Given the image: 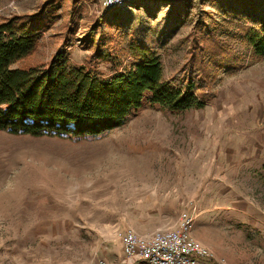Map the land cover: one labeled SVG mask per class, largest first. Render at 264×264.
<instances>
[{
    "label": "rangeland",
    "instance_id": "374dc122",
    "mask_svg": "<svg viewBox=\"0 0 264 264\" xmlns=\"http://www.w3.org/2000/svg\"><path fill=\"white\" fill-rule=\"evenodd\" d=\"M102 1L0 0V21L55 4L40 18L49 22L30 64L58 51L81 64L91 53L87 32L112 12ZM227 1L131 0L116 8L124 35L107 32L118 58L93 63L104 77L122 71L130 58L118 49L136 28L161 56L165 79L208 94L202 108L143 107L83 140L0 130V264H146L124 256L121 235L175 231L186 219L211 254L204 264H264V58L220 30L201 33L215 30ZM192 37L201 44L196 60L218 53L221 68L204 64L211 80L186 62ZM234 55L240 61L230 68Z\"/></svg>",
    "mask_w": 264,
    "mask_h": 264
},
{
    "label": "trees",
    "instance_id": "16d2710c",
    "mask_svg": "<svg viewBox=\"0 0 264 264\" xmlns=\"http://www.w3.org/2000/svg\"><path fill=\"white\" fill-rule=\"evenodd\" d=\"M54 8L55 4H52L45 9L47 12L52 10L53 14ZM116 8L120 7L108 8L112 9L110 15L104 16L87 32L84 46L91 49V53L81 64L72 63L66 51L54 53L46 63L30 64V57L43 35L41 26L49 22L40 19L45 10L0 21L1 131L76 140L100 138L104 133L120 128L143 107L182 112L204 106L209 96L206 92L197 93L194 82H174L163 77L161 56L138 39L136 28L128 32L132 37L126 46L118 49L130 58L122 71L104 77L95 68L93 63L96 61L110 62L118 58V53L109 46L113 37L107 33L115 30L118 37L124 35L122 27L115 23L119 14ZM219 9L223 18L222 21L214 20V31H203L204 24H198L202 35L206 39L214 38L212 33L220 30V34L230 36L232 41L246 47L251 58L263 59L264 0H228ZM97 29H100L98 36ZM198 38L192 37L193 50L186 62L204 74L201 78L204 82L212 76L207 70L203 72L204 64L217 69L219 57L216 53L217 58H211L216 54L209 56L204 51L196 60L194 45L198 50L201 46ZM235 55L228 64L230 68L240 61Z\"/></svg>",
    "mask_w": 264,
    "mask_h": 264
},
{
    "label": "built area",
    "instance_id": "2783aa9c",
    "mask_svg": "<svg viewBox=\"0 0 264 264\" xmlns=\"http://www.w3.org/2000/svg\"><path fill=\"white\" fill-rule=\"evenodd\" d=\"M105 8L122 7L131 0H103ZM190 219H186L178 230H156L140 235L132 230L122 236L125 257L142 260L146 264H204L209 260V250L189 236Z\"/></svg>",
    "mask_w": 264,
    "mask_h": 264
},
{
    "label": "bare ground",
    "instance_id": "6f19581e",
    "mask_svg": "<svg viewBox=\"0 0 264 264\" xmlns=\"http://www.w3.org/2000/svg\"><path fill=\"white\" fill-rule=\"evenodd\" d=\"M144 131H145V130H144ZM146 131H147V130H146ZM132 135H133V134H132ZM118 150H119V149H118ZM118 150H116V151H118ZM120 150H121V148H120ZM121 152H122V151H121ZM119 153H120V152H119ZM113 154H114V153H113ZM123 154H124V153L122 152V156H123ZM125 154H126V153H125ZM115 155H116V154H115ZM129 155H130V154H129ZM124 156H125V155H124ZM124 156H123V157H124ZM131 156H132V155H131ZM134 157L137 158V156H134ZM124 159H125V158H124ZM131 159H132V158H131ZM126 160H127V159H126ZM124 163H125V162H124ZM126 164H127V163H126ZM123 165H125V164H123ZM125 166H126V165H125ZM142 168H143V167H142ZM148 175H149V174H148Z\"/></svg>",
    "mask_w": 264,
    "mask_h": 264
},
{
    "label": "crops",
    "instance_id": "0c3cea01",
    "mask_svg": "<svg viewBox=\"0 0 264 264\" xmlns=\"http://www.w3.org/2000/svg\"><path fill=\"white\" fill-rule=\"evenodd\" d=\"M250 175H252V174H250Z\"/></svg>",
    "mask_w": 264,
    "mask_h": 264
}]
</instances>
